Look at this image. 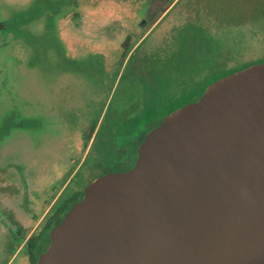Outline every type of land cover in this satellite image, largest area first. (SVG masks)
Returning <instances> with one entry per match:
<instances>
[{"label": "water", "instance_id": "95a60500", "mask_svg": "<svg viewBox=\"0 0 264 264\" xmlns=\"http://www.w3.org/2000/svg\"><path fill=\"white\" fill-rule=\"evenodd\" d=\"M39 264H264V61L152 130L92 182Z\"/></svg>", "mask_w": 264, "mask_h": 264}, {"label": "flooded vegetation", "instance_id": "af4514ba", "mask_svg": "<svg viewBox=\"0 0 264 264\" xmlns=\"http://www.w3.org/2000/svg\"><path fill=\"white\" fill-rule=\"evenodd\" d=\"M177 2L175 0L150 27L147 21L142 22L140 38L133 46L129 36L123 44L127 53L124 63H129L139 53L156 32L160 20L172 12ZM224 4L219 0H209L208 4L189 1L176 14L183 22L178 23L179 18L172 19L174 24L156 37V47L141 54L146 68V63H152L149 75L160 84L162 92L168 83L165 79H172L173 75L180 85L186 86L202 80L211 71L217 74L224 64L235 66L230 65L235 46H229L218 32L219 25L231 26L235 22L234 18L224 20L221 16ZM32 22L26 10L20 11L19 17L15 14L6 19L0 7V93L4 88L8 91L4 100L7 113L0 114V264H39L52 244L53 231L73 206L84 200L87 187L109 173L134 169L140 147L152 130L150 128L140 141L138 118L144 109L138 111L135 102L128 104L131 113L123 117L112 110V103H102L94 120L84 121L73 129L68 114L60 111L52 100L50 104V98L45 105L39 100L23 98L25 84L23 80H13L5 53L13 41L25 47L28 25ZM62 53L70 65L62 69L60 76L71 72L74 64L84 62L75 61L68 50ZM56 55L60 59L61 55ZM160 73V79H156L155 74ZM217 80L218 77L207 88ZM135 84L142 86L138 81ZM207 88L190 103L199 102ZM143 106L150 107L145 95L141 108ZM73 107L77 115L78 109ZM148 112L146 110L145 115ZM47 132L50 134H45ZM43 138H50L51 143L42 144Z\"/></svg>", "mask_w": 264, "mask_h": 264}, {"label": "rangeland", "instance_id": "374dc122", "mask_svg": "<svg viewBox=\"0 0 264 264\" xmlns=\"http://www.w3.org/2000/svg\"><path fill=\"white\" fill-rule=\"evenodd\" d=\"M174 1L0 0L4 18L15 17V14L19 17V12L26 10L27 18L33 21L28 25L25 47L13 41L7 48L6 65L13 72L14 81L23 80V98L39 100L44 105L50 98V104L52 100L60 111L68 114L73 129L84 121L94 120L102 103H112V110L123 117L131 113L128 104L135 102L138 111L144 109L138 118L141 141L150 128H158L175 110L191 104L217 78L211 71L202 80L185 86L173 75L172 79H165L168 83L162 92L160 84L149 75L152 63H146V68L142 62L141 54L156 47V37L174 24L172 19L180 17L176 14L194 0H178L172 12L160 20L156 32L139 53L129 63H124L127 53H124L123 44L129 36L133 46L140 38L141 23L147 21L150 27ZM200 1L209 3V0ZM219 1L225 2L221 11L223 19L235 20L231 26H218V32L229 46H235L230 65L264 59V0ZM177 22H183L182 17ZM210 24L217 28L215 23ZM65 50L70 51L69 55H73L75 61L84 62L74 64L71 72L60 76L62 69L70 65L64 59L62 51ZM56 54L61 55L60 59ZM142 67H145L144 71H141ZM160 75L155 74V78L160 79ZM221 77L219 71L218 78ZM137 81L142 86L135 84ZM144 95L148 97L150 107L141 108ZM7 97L8 91L4 88L0 93L1 115L7 113L4 103ZM71 106L78 109L77 115ZM146 110L149 112L145 115ZM50 143V138H43L42 144Z\"/></svg>", "mask_w": 264, "mask_h": 264}, {"label": "trees", "instance_id": "16d2710c", "mask_svg": "<svg viewBox=\"0 0 264 264\" xmlns=\"http://www.w3.org/2000/svg\"><path fill=\"white\" fill-rule=\"evenodd\" d=\"M263 61H264V59L258 58V59L251 60V61L240 62L233 67H228L226 64H224L222 67L219 68L218 73H217V77H218L219 71L222 72L223 76H226L228 74H231V73L236 72V71L241 70V69H245V68H247L253 64L260 63Z\"/></svg>", "mask_w": 264, "mask_h": 264}]
</instances>
